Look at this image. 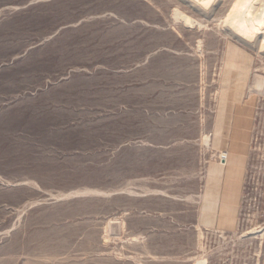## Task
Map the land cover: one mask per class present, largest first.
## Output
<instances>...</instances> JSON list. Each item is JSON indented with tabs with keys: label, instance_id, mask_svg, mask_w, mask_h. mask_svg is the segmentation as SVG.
Instances as JSON below:
<instances>
[{
	"label": "rangeland",
	"instance_id": "rangeland-1",
	"mask_svg": "<svg viewBox=\"0 0 264 264\" xmlns=\"http://www.w3.org/2000/svg\"><path fill=\"white\" fill-rule=\"evenodd\" d=\"M238 2L0 0V264H264Z\"/></svg>",
	"mask_w": 264,
	"mask_h": 264
},
{
	"label": "bare ground",
	"instance_id": "bare-ground-1",
	"mask_svg": "<svg viewBox=\"0 0 264 264\" xmlns=\"http://www.w3.org/2000/svg\"><path fill=\"white\" fill-rule=\"evenodd\" d=\"M185 1L190 6L203 12L204 15H209L212 14L211 12L214 11L216 5L220 0H185ZM227 18L228 19L226 22L231 34L236 36L242 42L246 44L248 43L250 44L252 43L255 34L260 30L258 29L259 26L261 24L263 25L264 23V0H239L237 5L235 6L232 15H230ZM214 173L216 172H214L213 170V174ZM252 234H255V232H253ZM199 264H204V263H199Z\"/></svg>",
	"mask_w": 264,
	"mask_h": 264
}]
</instances>
